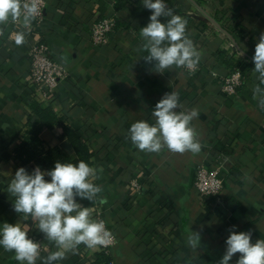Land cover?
<instances>
[{
	"label": "crops",
	"instance_id": "obj_1",
	"mask_svg": "<svg viewBox=\"0 0 264 264\" xmlns=\"http://www.w3.org/2000/svg\"><path fill=\"white\" fill-rule=\"evenodd\" d=\"M165 2L187 20L186 33L201 52L196 79L185 68L158 73L155 62L144 61L140 29L152 12L142 0H47L43 38L51 55L72 71L48 99L34 92L30 80L36 32L22 18L0 26V228L9 223L36 229L46 244L44 257L57 247L30 217L14 211L15 197L7 191L16 170L24 167L31 173L38 166L21 162L16 153L35 98L78 127L94 150L91 166L103 171L93 182L102 187L100 196L107 202L89 208L92 218L101 212L117 235L111 250L114 264H218L232 226L238 233L251 230L252 243L264 239V109L253 98L259 81L252 60L264 33V0ZM220 8L240 26L234 27L237 38L216 18ZM105 16L114 17L118 27L109 44L98 47L91 40V24ZM159 19L166 23L165 17ZM17 32L25 33L22 46L14 42ZM227 63L244 67L243 84L232 96L220 84L229 73ZM171 91L179 93L180 110L199 113L191 122L203 146L199 154L166 148L145 153L127 139L134 122L155 123V105ZM61 134L62 127L56 126L43 129L40 137L47 145L67 144ZM215 161L223 167L224 189L205 198L195 188L193 172L198 164ZM138 172L143 187L134 194L130 182ZM190 228L201 232L197 251L185 242ZM98 252L81 244L76 254L67 253L57 264H95ZM14 256L0 246V264H20Z\"/></svg>",
	"mask_w": 264,
	"mask_h": 264
},
{
	"label": "clouds",
	"instance_id": "obj_2",
	"mask_svg": "<svg viewBox=\"0 0 264 264\" xmlns=\"http://www.w3.org/2000/svg\"><path fill=\"white\" fill-rule=\"evenodd\" d=\"M143 6L151 10L150 22L140 29L143 39L142 51L147 55L144 61L154 63L155 71L164 73L170 68H186L194 71L200 62L201 52L186 33L187 20L174 13L165 0H142ZM42 0H0V26L21 20L25 27L41 15ZM166 18V23L160 21ZM0 35L3 28L0 27ZM17 46L25 43V33L17 32L14 37ZM253 71L259 83L253 89V98L264 109V33H261L252 58ZM182 105L179 93L171 91L155 105L152 112L154 124L146 121L134 122L127 133V139L141 152L160 153L165 148L178 154L190 152L199 154L202 144L192 126L199 113L196 109L180 110ZM102 168L89 166L81 160L78 163L57 161L54 169L42 171L37 166L31 173L24 167L16 170L8 185V193L14 200V211L30 217L45 238L54 242L57 251L43 258L42 264H57L71 252L76 254L81 244L89 249L107 247L114 241L113 233L107 229L103 219H93L89 207L77 202L87 200L105 204L101 197L103 189L93 181L99 178ZM50 177V181L45 177ZM202 231V229H201ZM225 241L226 249L218 264H229L239 253L235 264H264V239L251 242L252 231L236 232L235 226L229 229ZM186 245L198 250L201 245V232L188 230ZM0 246L5 251L14 252L20 264H36L41 259L40 244L29 238L19 224L4 223L0 228Z\"/></svg>",
	"mask_w": 264,
	"mask_h": 264
},
{
	"label": "built area",
	"instance_id": "obj_3",
	"mask_svg": "<svg viewBox=\"0 0 264 264\" xmlns=\"http://www.w3.org/2000/svg\"><path fill=\"white\" fill-rule=\"evenodd\" d=\"M47 6V0H42L41 15L32 22L31 30L36 32V39L30 46V56L32 60L30 80L34 85V92L40 98H53L55 93L60 88V83L63 80H67L71 77L72 71L61 61L54 58L51 55V47L48 42L43 38L42 30L45 25V9ZM220 23L224 24L227 16L226 12L220 8ZM117 26L116 19L111 16H105L103 18L96 19L91 24V40L95 46L103 47L109 44L110 37L115 31ZM236 29H240V26H236ZM237 31V30H236ZM204 41V37L200 38ZM249 36H245L244 40H250ZM240 42V41H239ZM186 69V68H185ZM201 69L200 63L194 70L186 69L193 79H196L198 72ZM244 77L240 69H235L231 73L225 75L220 79L222 91L228 96H232L237 93L238 88L243 84ZM222 164L220 162L200 163L195 170V188L202 197L219 196L224 189V176L222 170ZM138 172L130 182L132 192L140 193L142 190V182ZM93 219H103L106 222V227L114 235V241L107 247H98L99 251L109 253L117 243V235L109 228L107 219L101 214L97 213ZM29 238L40 244L41 259H38L36 264H42L46 252V244L37 233L36 229L28 228L25 230Z\"/></svg>",
	"mask_w": 264,
	"mask_h": 264
},
{
	"label": "trees",
	"instance_id": "obj_4",
	"mask_svg": "<svg viewBox=\"0 0 264 264\" xmlns=\"http://www.w3.org/2000/svg\"><path fill=\"white\" fill-rule=\"evenodd\" d=\"M216 18L220 21V17ZM226 21L223 27L227 29L234 37L237 38V33L234 31V26L229 18H225ZM118 27V24L116 28ZM229 73L235 69H240L244 76V67L239 64H228ZM228 73V74H229ZM241 87V86H240ZM239 87V88H240ZM31 108L33 114L29 116L27 129L23 133V140L21 144L16 148V153L19 156L21 162L28 163L34 161L42 171H50L54 169L55 163L60 161L62 163H78L83 160L92 165L91 158L94 155V150L91 149L89 141L84 136L83 132L78 127H74L64 116L59 115L53 110L51 106L45 107L40 101L35 98L32 102ZM56 126L62 127V134L60 135L61 142L65 141L67 144H57L54 146L47 145L40 137L43 129H52ZM68 147L73 149V153L70 152ZM206 196L205 198H207ZM77 200H80L77 198ZM85 207H91L95 202L87 200H80ZM95 264H114L111 251L109 253L100 251L97 253Z\"/></svg>",
	"mask_w": 264,
	"mask_h": 264
},
{
	"label": "water",
	"instance_id": "obj_5",
	"mask_svg": "<svg viewBox=\"0 0 264 264\" xmlns=\"http://www.w3.org/2000/svg\"><path fill=\"white\" fill-rule=\"evenodd\" d=\"M213 21L218 24V22L215 19H213ZM194 178H195V172H193V180Z\"/></svg>",
	"mask_w": 264,
	"mask_h": 264
}]
</instances>
